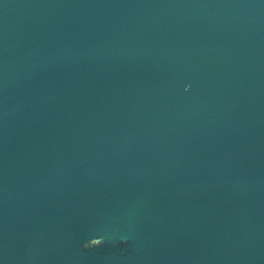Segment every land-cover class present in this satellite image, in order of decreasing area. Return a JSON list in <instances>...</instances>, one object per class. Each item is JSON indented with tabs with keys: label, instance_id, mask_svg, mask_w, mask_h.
I'll return each mask as SVG.
<instances>
[{
	"label": "water",
	"instance_id": "obj_1",
	"mask_svg": "<svg viewBox=\"0 0 264 264\" xmlns=\"http://www.w3.org/2000/svg\"><path fill=\"white\" fill-rule=\"evenodd\" d=\"M0 264H264V0H0Z\"/></svg>",
	"mask_w": 264,
	"mask_h": 264
}]
</instances>
